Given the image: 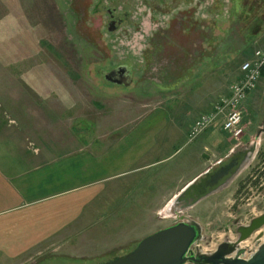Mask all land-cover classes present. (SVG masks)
Returning a JSON list of instances; mask_svg holds the SVG:
<instances>
[{
	"label": "rangeland",
	"instance_id": "obj_1",
	"mask_svg": "<svg viewBox=\"0 0 264 264\" xmlns=\"http://www.w3.org/2000/svg\"><path fill=\"white\" fill-rule=\"evenodd\" d=\"M259 36L264 43V0H0V103L32 126L47 148H57L62 131L67 137L72 129L80 145L81 132L91 133L93 142L104 131L142 129L164 115L182 127L184 118L196 121L228 95L249 59L244 47ZM118 67L129 69V87L100 75ZM243 118L241 139L217 127L188 145L179 128L167 152L174 188L199 171L205 145L235 152L258 143L253 160L198 213L205 237L213 239L202 243L204 249L235 238L234 220L246 225L264 214V133L257 141L264 126V79L245 103ZM56 125L61 131L53 130ZM172 202L156 213L151 228L142 210L114 217L115 203L100 217L96 200L88 226L80 222L69 240L20 263L101 264L125 256L180 221L182 204Z\"/></svg>",
	"mask_w": 264,
	"mask_h": 264
},
{
	"label": "crops",
	"instance_id": "obj_2",
	"mask_svg": "<svg viewBox=\"0 0 264 264\" xmlns=\"http://www.w3.org/2000/svg\"><path fill=\"white\" fill-rule=\"evenodd\" d=\"M260 38L244 47L245 53L251 52L247 57L264 48ZM256 44L262 47L251 51ZM194 121L184 118L180 123L184 126L179 127L172 126L167 115L159 116L142 129L104 131L93 142L89 141L91 133L81 132L80 145L75 144L79 133L72 129L67 137L62 131L57 148H47L32 126L0 103V264H21L32 252L66 242L80 222L90 224L96 200L100 217L115 203L114 217L123 210L127 214L132 208L142 210L141 217L150 219L152 228L156 213L232 154V150L217 152L205 145L199 171L197 168L182 185L171 188L167 152L179 134L176 129H183L180 135L188 145L194 143L189 140ZM53 130L60 128L56 125ZM218 193L188 210L197 222L198 213L208 210Z\"/></svg>",
	"mask_w": 264,
	"mask_h": 264
},
{
	"label": "water",
	"instance_id": "obj_3",
	"mask_svg": "<svg viewBox=\"0 0 264 264\" xmlns=\"http://www.w3.org/2000/svg\"><path fill=\"white\" fill-rule=\"evenodd\" d=\"M100 75L115 86L129 87L132 83L127 67L100 71ZM263 133L264 126L257 141ZM257 148L258 143L255 142L250 148L233 152L215 169L187 186L172 202V205L183 202L179 211H176L180 220L177 224L144 238L129 254L101 264H264V234L260 233L264 229V214L246 226H239L237 240L225 241L213 253L204 252L200 246L206 240L202 225L185 215L190 208L220 192L237 178L253 160ZM257 233L260 234L255 241V248L242 246Z\"/></svg>",
	"mask_w": 264,
	"mask_h": 264
},
{
	"label": "built area",
	"instance_id": "obj_4",
	"mask_svg": "<svg viewBox=\"0 0 264 264\" xmlns=\"http://www.w3.org/2000/svg\"><path fill=\"white\" fill-rule=\"evenodd\" d=\"M264 79V48L256 50L251 58L241 65V75L230 87V92L213 108L212 112L200 116L193 124L189 140L195 141L211 129L221 127L234 139L244 136V105Z\"/></svg>",
	"mask_w": 264,
	"mask_h": 264
},
{
	"label": "flooded vegetation",
	"instance_id": "obj_5",
	"mask_svg": "<svg viewBox=\"0 0 264 264\" xmlns=\"http://www.w3.org/2000/svg\"><path fill=\"white\" fill-rule=\"evenodd\" d=\"M112 22H113V23H114V22L118 23V21H116V20H114V19L111 21V23H112ZM111 27H112V28H115L114 26H112V24H111ZM180 204L183 205V202L180 203ZM250 223H251V221H250ZM250 223H249V224H250ZM246 225H248V224H246ZM246 225H244V224L242 223V220H240V219H236V220H234V221H233V226H234V232H235L234 235H235V238H232V237H230V236L226 237L221 243H219V244L215 247L214 250L204 249V246H202V244H201L200 246L202 247V250H203L204 252H206V253H213V252H215V251L217 250L218 246H219L220 244L224 243L225 241H230V242H234V241H236L237 238H238L237 230H238L239 226H246ZM204 236H205V235H204ZM203 243L210 245L211 243H213V239L206 237V240H205ZM246 245L249 246L248 242L246 243ZM205 250H206V251H205Z\"/></svg>",
	"mask_w": 264,
	"mask_h": 264
},
{
	"label": "bare ground",
	"instance_id": "obj_6",
	"mask_svg": "<svg viewBox=\"0 0 264 264\" xmlns=\"http://www.w3.org/2000/svg\"><path fill=\"white\" fill-rule=\"evenodd\" d=\"M168 214H170V213H168ZM168 214H166V215L168 216ZM247 242H249V241H247ZM247 242L243 243L242 246L245 247V248H248V249H252L253 246L250 247V246L246 245ZM248 256H249V255H248Z\"/></svg>",
	"mask_w": 264,
	"mask_h": 264
}]
</instances>
